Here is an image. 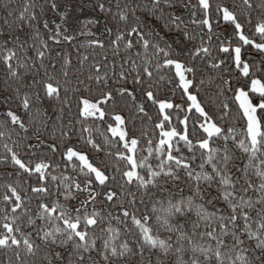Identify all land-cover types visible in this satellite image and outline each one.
<instances>
[{
  "label": "snow or ice",
  "instance_id": "snow-or-ice-1",
  "mask_svg": "<svg viewBox=\"0 0 264 264\" xmlns=\"http://www.w3.org/2000/svg\"><path fill=\"white\" fill-rule=\"evenodd\" d=\"M179 2L0 0V264H264V0Z\"/></svg>",
  "mask_w": 264,
  "mask_h": 264
},
{
  "label": "rangeland",
  "instance_id": "rangeland-1",
  "mask_svg": "<svg viewBox=\"0 0 264 264\" xmlns=\"http://www.w3.org/2000/svg\"><path fill=\"white\" fill-rule=\"evenodd\" d=\"M59 3L60 10L57 11V16L49 19V21H56L62 25L66 23L70 31L73 27H78L79 22L89 15L97 17L103 23V17L96 12L90 0H59ZM66 4H70L71 7L65 8ZM61 11L66 12L64 17L60 16ZM50 27H52L51 24ZM89 27L95 31L101 25H89Z\"/></svg>",
  "mask_w": 264,
  "mask_h": 264
},
{
  "label": "trees",
  "instance_id": "trees-1",
  "mask_svg": "<svg viewBox=\"0 0 264 264\" xmlns=\"http://www.w3.org/2000/svg\"><path fill=\"white\" fill-rule=\"evenodd\" d=\"M90 1L93 3V6H94L96 12H98V14H99V9L96 8V0H90ZM193 2H195V0H193ZM226 2H227V3H233L234 0H226ZM177 7H181V4H180L179 0H178V3H177ZM57 13H58L57 11L52 10V9H50V8L48 7L47 0H45V13H44V15L46 16V18H47V19H51V18L57 16ZM99 15H101V16L103 17V14H99ZM148 19H149L150 21L152 20V16H151V14H149ZM154 26H155V25H154ZM156 30H157V31H161V35H164L165 33L168 32V29H163V30H161V27H157ZM78 39H83V37H78ZM72 50L74 51V48H73ZM82 50H83V49H82Z\"/></svg>",
  "mask_w": 264,
  "mask_h": 264
}]
</instances>
